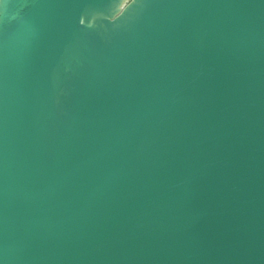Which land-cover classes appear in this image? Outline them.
I'll return each mask as SVG.
<instances>
[{"label": "water", "instance_id": "95a60500", "mask_svg": "<svg viewBox=\"0 0 264 264\" xmlns=\"http://www.w3.org/2000/svg\"><path fill=\"white\" fill-rule=\"evenodd\" d=\"M0 264H264V0H0Z\"/></svg>", "mask_w": 264, "mask_h": 264}]
</instances>
